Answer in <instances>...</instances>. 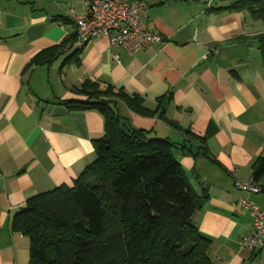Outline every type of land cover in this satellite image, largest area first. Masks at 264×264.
<instances>
[{
    "label": "crops",
    "instance_id": "0c3cea01",
    "mask_svg": "<svg viewBox=\"0 0 264 264\" xmlns=\"http://www.w3.org/2000/svg\"><path fill=\"white\" fill-rule=\"evenodd\" d=\"M139 1L140 17L163 43L130 53L101 35L77 53L64 48L31 65L75 32L71 16L84 4L0 0V264L29 262V240L12 228L26 199L70 186L94 159L102 114L63 104L85 100L76 89L86 80L138 97L145 112L118 100L122 119L176 144L191 187L208 195L194 221L212 239L211 261L264 264V246L251 252L238 244L252 220L238 204L248 194L235 186L252 181L264 152V67L255 39L263 24L228 9L236 0ZM257 184L262 191L249 197L264 213V177Z\"/></svg>",
    "mask_w": 264,
    "mask_h": 264
},
{
    "label": "trees",
    "instance_id": "16d2710c",
    "mask_svg": "<svg viewBox=\"0 0 264 264\" xmlns=\"http://www.w3.org/2000/svg\"><path fill=\"white\" fill-rule=\"evenodd\" d=\"M228 9L245 10L262 22L255 39L264 67V0H236ZM75 39L76 31L31 65L50 61L64 48L77 53ZM76 91L85 100L63 104L97 109L104 135L94 140V159L70 186L28 197L13 215L12 228L29 240L28 264H214L208 255L212 239L194 221L207 193L191 187L173 153L175 143L130 126L117 110L122 100L145 112L142 101L89 80ZM252 168L257 184L264 177V152Z\"/></svg>",
    "mask_w": 264,
    "mask_h": 264
},
{
    "label": "built area",
    "instance_id": "2783aa9c",
    "mask_svg": "<svg viewBox=\"0 0 264 264\" xmlns=\"http://www.w3.org/2000/svg\"><path fill=\"white\" fill-rule=\"evenodd\" d=\"M81 1L84 13L71 16L76 27L72 47L82 48L90 39L101 35L106 36L110 44L122 45L130 53L164 42V37L151 31L140 17L142 5L139 0ZM235 186L248 194L240 198L238 204L252 220L251 229L239 239L238 244L240 248L258 252L264 246V213L249 194L260 192V187L253 180L242 182L239 179L235 180Z\"/></svg>",
    "mask_w": 264,
    "mask_h": 264
}]
</instances>
